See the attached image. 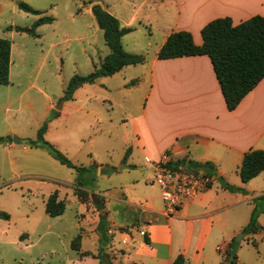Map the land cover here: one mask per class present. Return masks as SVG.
I'll return each mask as SVG.
<instances>
[{
    "label": "crops",
    "instance_id": "obj_1",
    "mask_svg": "<svg viewBox=\"0 0 264 264\" xmlns=\"http://www.w3.org/2000/svg\"><path fill=\"white\" fill-rule=\"evenodd\" d=\"M157 1L162 3L161 7L166 10L171 21L167 32L156 33L158 42L155 44V55L148 61L149 67L144 69L147 62L144 65L125 67L120 73L112 76L123 77L116 98L110 96L111 94H108L107 91H103L96 101L109 110L118 107L130 111L128 97H131L134 91H144V86H147L144 107L137 112V115L132 114L131 111L128 118L121 120L122 126L125 128L124 144L127 147L121 163H124L127 151L128 158L124 164L128 167L136 166V158L139 156L143 157L145 162L146 159L151 162L145 164L149 176L143 179V182L146 183L143 195L136 193L137 186H143L140 182H130L123 177L122 174L126 169L112 170V175L104 176L108 180L117 181V184L110 190V196L102 192H91L92 195L96 194L105 200L104 211L97 210L99 213L97 232L92 237V240L98 241V244L95 243L96 250L81 252L82 255L91 254L86 257L82 256V259L92 258L95 260V264H100V261L94 257L98 255L101 246L98 226L100 215L103 213H106L108 229L112 237L105 253L112 258L114 264H172L179 255L185 256L187 264H208L212 261L213 263L216 260L219 261V256L226 257L229 241L220 246H213L216 253L213 252L210 242L218 235L223 238L228 236L229 221L233 214L230 215L231 211L248 204L249 209L245 212L242 211L241 223L232 228L233 234L242 233L249 224L254 210L251 203L264 195V173L246 185L242 184L239 176L245 155L252 150L264 151V80L241 102L236 110L229 111L209 57H184L166 61H160L157 58L158 52L173 32H190L195 43L201 46L203 44L201 31L209 22L218 18L230 17L233 19L234 25H238L254 16L264 17V0ZM101 5L107 9L105 4ZM108 12L110 11L108 10ZM137 14L138 11L134 12L125 24L119 20V16L113 15L119 18L122 27L134 30L124 36L122 40L124 49L132 54H139L137 47L150 43L143 42L140 45L135 38V34L139 32L136 24L140 21ZM146 28L148 27L146 26ZM148 30L152 31L150 28ZM14 32L12 31V33ZM109 53L110 51L107 55ZM13 54L14 44H12L10 84L5 90L7 96L10 95V97L16 96V93L22 89L18 82L13 81L14 74L19 70L15 68ZM103 61L104 59L100 58L99 63L92 61L94 70L99 68ZM45 66H47V60L42 59L36 66L40 71L35 79L30 76L26 89L21 91L17 99L8 102V105L21 103L28 92L36 88L38 94L43 95L45 100L41 116L35 113L30 99L26 102L27 106L32 108L34 115L33 135L35 138H37L38 131L56 110V105L63 98L64 91L70 81H66L61 90L62 94H47L44 92L47 90V82L44 79L41 80L42 69ZM132 67L134 69H131ZM139 67L142 69H137ZM135 72H142V74L135 77ZM109 78H101L98 81L106 83ZM134 80H138V83L131 86L130 83ZM87 85L77 90L72 101H64L59 116L49 122L48 131L45 134L46 140H49L48 135L51 131L61 124L65 110L74 108L76 112L81 113L96 108L92 104L95 95L85 90ZM6 123L7 127H5L6 124L0 123L1 137L12 138L13 135H18L22 139H29L24 138L19 126L13 127L11 123ZM54 143L56 144V142L52 144ZM0 148L3 151V156L30 152L38 154L40 152V148H31L28 144L15 145L12 142L0 146ZM165 157H168L171 162L186 159L199 164L211 163L216 173L211 187L185 204L180 212L171 218L166 216L163 202L162 206L161 204L158 206L155 198L146 194L147 189L158 190V186L153 181L154 165ZM46 158L48 159V157ZM48 160L54 163L51 158ZM91 165H97V162L92 161L89 166ZM101 167L103 168L101 177H103V172L106 171L104 169L108 166L99 165L96 171L98 175ZM29 173L35 174V172ZM23 178L25 176L21 174L15 180ZM219 178L225 179L230 185L244 188L247 194L232 193L223 188L218 181ZM53 191L60 193L61 189L60 187L53 188ZM46 201H43L44 206ZM121 210L123 212L119 213ZM260 219L261 217L258 223L262 227ZM263 230L257 234L245 236V238L261 235ZM145 234L148 236L150 244L145 242ZM253 244L256 246L255 242ZM240 259L238 257L236 264H248L245 260L242 263ZM261 260L264 262V256Z\"/></svg>",
    "mask_w": 264,
    "mask_h": 264
},
{
    "label": "rangeland",
    "instance_id": "obj_2",
    "mask_svg": "<svg viewBox=\"0 0 264 264\" xmlns=\"http://www.w3.org/2000/svg\"><path fill=\"white\" fill-rule=\"evenodd\" d=\"M94 1L0 0V37L14 44L13 59L15 68L19 70L14 74L13 81L22 86L16 96L10 97L5 91L7 86L0 85V123L6 124L5 127L6 122L11 123L13 127L19 126L24 138H29L25 140L37 139L33 135L35 123L32 108L28 107L26 102L30 99L35 113L41 116L45 98L38 94L36 88L30 90L21 103L8 105V102L17 99L21 91L26 89L30 76L35 79L40 71L36 68L40 61L47 60V66L41 73V80L47 82V90L44 92L58 95L62 94L61 90L67 80L74 75H89L94 71L92 61L99 63V58L103 60L108 56L110 49L91 12ZM99 1L107 6L112 15L119 16L120 19H117L124 24L138 11L137 15L141 22L138 21L136 24L139 32L135 34V38L140 45L143 42L150 43L137 47V50L140 52L138 55L147 57L144 69L149 67L148 61L155 55V44L158 42L156 33H165L170 28L171 19L166 10L162 9V3L157 0ZM20 3H26L43 12L44 16L54 17L55 23L41 26L42 28L37 30L38 38L15 30L14 33L7 31L9 27H31L40 18L22 11L19 8ZM141 74L142 72H135L134 76L138 77ZM122 79V76L110 77L106 83L97 81L95 84L87 85L85 90L95 95L92 104L96 108L81 113L76 112L74 108L65 110L61 124L51 131L47 140L50 143L56 142L54 143L56 146L53 145L77 166L88 167L92 161H96L98 167L108 166L104 169L106 171L103 177L101 167L99 175L93 173L79 178L74 170L59 164L45 149L40 148L38 154L30 152L3 156L0 148V213L5 212L10 216L9 220L0 218V264H95L92 258L82 259L81 253L94 252L95 243L98 244L97 240H92L97 232L99 213L92 203L91 192H102L110 196V190L117 184L116 180H108L104 176L112 175V170H119L128 158L127 151L125 161L121 163L127 149L123 137L125 128L121 120L128 118L131 111L137 115L144 107V96L148 89L144 86V91L132 92L131 97H128L130 111L118 107L109 110L99 105L96 102L97 97L103 91L116 98ZM62 101V99L58 101L56 108ZM13 136L21 138L18 135ZM46 157L51 158L54 163ZM136 161L137 165L130 166L122 175L130 182H140L143 186H137L136 193L143 195L146 185L143 179L149 174L143 157H137ZM21 174L25 178L16 181L17 176ZM78 182L82 183L84 188H79ZM58 187L61 189L58 198L65 203L66 210L62 216L51 218L45 213L43 201L48 200L46 198L52 195L53 188ZM146 194L155 198L158 206L163 205L159 188L157 191L147 189ZM256 204L264 210V200L251 203L254 208ZM247 206L248 204L231 211L230 215L233 214L229 221L228 236L223 238L218 235L212 239L210 245L212 243L213 252L216 253L213 246H220L228 241L230 245L234 241L237 259L240 257L242 263L245 260L248 264H264L261 260L264 256V230L261 235L253 238H245L244 235L239 243L237 239L243 233H232V228L241 223L242 211L249 209ZM121 212L123 210L119 213ZM260 217V224L264 229V212ZM208 249H211L210 246ZM224 260V257L219 256V261L208 264H224Z\"/></svg>",
    "mask_w": 264,
    "mask_h": 264
},
{
    "label": "trees",
    "instance_id": "obj_3",
    "mask_svg": "<svg viewBox=\"0 0 264 264\" xmlns=\"http://www.w3.org/2000/svg\"><path fill=\"white\" fill-rule=\"evenodd\" d=\"M19 8L27 14L40 16V18L31 27H9L7 31H16L24 33L31 37L38 38L37 30L44 25L55 22L54 17L44 16V13L35 10L26 3H20ZM92 14L98 27L103 31L104 40L110 49V53L104 59L102 65L89 75H74L62 98L63 101H72L74 95L84 85L95 84L99 79L112 77L120 73L125 67L144 65L147 57L144 55L132 54L127 52L123 46V37L134 30L132 28L122 27L119 20L108 12L99 0H95L91 7ZM203 44L198 46L192 33L187 31L173 32L166 43L158 52L157 58L160 61L179 59L184 57H209L221 92L223 94L226 106L229 111L238 108L241 102L264 80V17L254 16L238 25H234L230 17L218 18L209 22L201 31ZM12 42L0 37V85L8 86L10 84ZM138 80L130 83L135 86ZM59 112L53 111L50 118L38 131L35 141L29 140L28 146L31 148H41L47 150L49 155L62 166L74 170L79 178L96 173L98 166L89 167L77 166L68 159L60 150L45 139L48 131L49 122L59 116ZM11 137H0V146L11 143ZM128 155V154H127ZM168 166L172 169L186 167L188 169L203 170L211 178L216 177L215 168L211 163L199 164L190 160L183 159L178 162H170ZM264 173V151L252 150L244 157L242 166L239 170V176L243 185ZM104 174V172H103ZM223 188L232 193L247 194V191L241 187L230 185L223 178H219ZM79 188H84L82 183H77ZM78 191V190H77ZM82 194V191H81ZM83 196L81 195V199ZM264 200V195L254 200L255 203ZM93 205L96 210L103 212L105 209V200L96 194L92 195ZM66 206L58 198V191L54 192L47 200L45 213L51 218L60 217L65 213ZM264 212L256 204L249 224L242 231L244 235L257 234L262 230L258 220L260 214ZM0 218L9 220L10 216L2 212ZM109 223L106 213L100 215L98 232L100 237V250L94 258L100 261V264H114L112 258L105 253L110 245L112 237L109 233ZM124 230V229H122ZM145 242L150 244L148 236L145 234ZM233 241L226 251L224 264L230 257L234 258L233 264L237 262L235 253L236 246ZM79 251L78 249H74ZM85 253L82 256H90ZM172 264H187L184 255H179Z\"/></svg>",
    "mask_w": 264,
    "mask_h": 264
},
{
    "label": "built area",
    "instance_id": "obj_4",
    "mask_svg": "<svg viewBox=\"0 0 264 264\" xmlns=\"http://www.w3.org/2000/svg\"><path fill=\"white\" fill-rule=\"evenodd\" d=\"M146 162L151 161L146 159ZM170 162L168 157L157 162L153 178L160 189L164 211L169 218L176 216L185 204L207 191L214 182L203 170L186 167L172 169L168 166Z\"/></svg>",
    "mask_w": 264,
    "mask_h": 264
},
{
    "label": "water",
    "instance_id": "obj_5",
    "mask_svg": "<svg viewBox=\"0 0 264 264\" xmlns=\"http://www.w3.org/2000/svg\"><path fill=\"white\" fill-rule=\"evenodd\" d=\"M63 105H64V101L61 102V104L56 108L57 111H62L63 109ZM12 143L15 144V145H26L29 143V140H25V139H22V138H18L16 136H13L12 138ZM129 167L125 164L121 165L119 167V170H123V169H128ZM244 237V234H241L239 236V238L237 239V242H241V240L243 239ZM233 261H234V258L233 257H230L227 261V264H233Z\"/></svg>",
    "mask_w": 264,
    "mask_h": 264
}]
</instances>
